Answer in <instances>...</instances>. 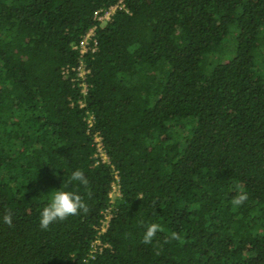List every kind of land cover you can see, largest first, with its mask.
I'll use <instances>...</instances> for the list:
<instances>
[{
	"label": "trees",
	"instance_id": "trees-1",
	"mask_svg": "<svg viewBox=\"0 0 264 264\" xmlns=\"http://www.w3.org/2000/svg\"><path fill=\"white\" fill-rule=\"evenodd\" d=\"M118 2L0 0V264H264V0ZM58 188L89 212L42 230Z\"/></svg>",
	"mask_w": 264,
	"mask_h": 264
},
{
	"label": "clouds",
	"instance_id": "clouds-1",
	"mask_svg": "<svg viewBox=\"0 0 264 264\" xmlns=\"http://www.w3.org/2000/svg\"><path fill=\"white\" fill-rule=\"evenodd\" d=\"M73 182H78L80 185L84 186L87 190V195L91 197L92 192L90 182L82 170L77 169L73 171L68 177L67 182H63L64 188H67V186ZM138 198L143 199L142 197ZM247 199V193L241 189L233 197L231 203L233 206L238 207L242 205ZM81 211L85 214L89 212V207L84 197L77 191H68L58 188L51 194L49 203L41 211L40 228L42 230H50V226L52 224L56 222H64L71 216H78L80 215ZM0 222L11 227L13 224L12 212L10 210L6 211L2 217H0ZM140 223L143 224L144 222L141 221ZM159 231H164L160 224H148L143 235V243L152 244ZM173 240L183 243L182 236L176 231H172L170 234L166 235L164 243H170ZM157 254H159V252H157ZM85 264H87V261H85Z\"/></svg>",
	"mask_w": 264,
	"mask_h": 264
},
{
	"label": "built area",
	"instance_id": "built-area-1",
	"mask_svg": "<svg viewBox=\"0 0 264 264\" xmlns=\"http://www.w3.org/2000/svg\"><path fill=\"white\" fill-rule=\"evenodd\" d=\"M123 4H122V0H120V2H118V4L116 5H113L111 6L109 9H107L105 12H97L96 13V17L101 20L102 22L103 21H106V20H109L111 19V16L112 14L115 12V10L118 8V7H122ZM95 31H96V27H92L87 33L86 35L83 37L81 43H80V51H81V54L84 55L93 45H92V41L94 39V35H95ZM96 47H93L92 50H95ZM79 76H80V79L82 80H85V77H86V73L88 72V70L86 69V66L85 64L83 63V60L81 61V65L79 66ZM82 85H83V91L86 93L88 91V87H87V83L86 81H83L82 82ZM96 141L98 142L97 146H98V154L102 157V159L104 161L107 160V154L103 148V143L101 141V138L100 137H96ZM120 195L121 194V190H120V187L118 186L117 183H114V186H113V192L111 195ZM106 214V220L104 221L103 223V230H106L107 228V225H108V222H109V218L111 217V214H110V211L107 210L105 212Z\"/></svg>",
	"mask_w": 264,
	"mask_h": 264
}]
</instances>
